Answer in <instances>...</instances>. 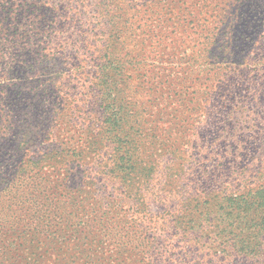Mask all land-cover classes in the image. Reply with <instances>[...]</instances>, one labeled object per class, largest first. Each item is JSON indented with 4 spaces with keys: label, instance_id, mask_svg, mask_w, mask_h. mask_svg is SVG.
Listing matches in <instances>:
<instances>
[{
    "label": "rangeland",
    "instance_id": "rangeland-1",
    "mask_svg": "<svg viewBox=\"0 0 264 264\" xmlns=\"http://www.w3.org/2000/svg\"><path fill=\"white\" fill-rule=\"evenodd\" d=\"M227 1L0 0V260L209 262L205 206L264 182V6L238 3L243 18ZM223 11L232 43L209 46ZM114 39L141 111L127 182L100 99L99 49ZM144 237L154 254L136 248Z\"/></svg>",
    "mask_w": 264,
    "mask_h": 264
},
{
    "label": "trees",
    "instance_id": "trees-1",
    "mask_svg": "<svg viewBox=\"0 0 264 264\" xmlns=\"http://www.w3.org/2000/svg\"><path fill=\"white\" fill-rule=\"evenodd\" d=\"M207 2L209 6L212 3V1ZM238 3L248 8H252L251 5L259 6L261 3L264 6V0L227 1L226 5L228 4L229 7L235 6L239 10L238 13L231 12L230 14L233 16L238 15L240 17L245 13L244 10L240 11ZM246 13H250V11L246 10ZM242 17L244 18V16ZM207 20L215 23L216 26L213 29L212 36L207 41L208 44H206L211 46L224 42L228 47L232 43L230 34L232 28H234L231 24L234 20H228V16L224 15V11L219 12L217 15L212 13ZM124 44L123 40L114 39L102 45V48L99 49L101 56H99L98 72L107 79L103 84L99 83V85H103L100 90L104 94L100 99L106 103L102 111L103 114L107 115L103 120L105 124L103 126L107 129V135L106 133L105 135L109 143L114 146V170L120 180L127 182L129 176L132 175L131 170L136 169L135 165L139 156L134 152L138 134L133 133L130 125L137 123V117L141 115V111H138L136 105L129 102L125 96L127 91L124 86L128 82L125 67L129 57L126 55L120 58L115 56V52H121ZM109 82L110 84L107 85ZM106 94L110 95L109 100ZM230 128L232 132L237 129L234 126H230ZM257 131V133L264 134V128H258ZM210 202V206L209 204L205 206V213L208 217L207 221L211 220L213 228L211 231L216 232V236L212 241H218V248L210 254L207 264H264V182L247 190V192L227 194L219 199L216 204H214L215 201ZM218 202L222 203L221 207H218ZM212 204L214 205L212 206ZM180 220L183 221V219ZM191 223L192 226L190 227L194 229L196 226L195 221ZM199 231L201 232V230ZM207 239L209 240V238ZM128 243L129 247L132 248V242ZM156 245L154 239L152 241L144 237L141 243L136 245V248L140 249L141 253L147 254L152 252L153 249L152 254H154V250L157 248ZM194 252V249H192L190 253ZM170 253L176 257L175 251ZM206 254L197 253L195 256L186 254L183 257L184 260L193 259L195 264H205L202 259ZM148 259L150 258L148 257ZM0 264L7 263L0 260ZM147 264H154V261L150 260V263L148 261Z\"/></svg>",
    "mask_w": 264,
    "mask_h": 264
}]
</instances>
